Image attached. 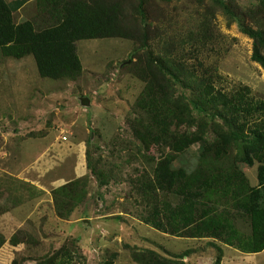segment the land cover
Returning a JSON list of instances; mask_svg holds the SVG:
<instances>
[{
    "label": "rangeland",
    "instance_id": "374dc122",
    "mask_svg": "<svg viewBox=\"0 0 264 264\" xmlns=\"http://www.w3.org/2000/svg\"><path fill=\"white\" fill-rule=\"evenodd\" d=\"M24 1L6 0L15 23L31 20L39 31L74 0ZM82 1L105 4L120 33L77 40L75 76L42 77L31 55L0 50V264H214L219 255L220 264H264V249L247 253L196 234L198 213L178 233L163 217L162 228L151 223L160 202H176L155 179L158 161L172 153L164 140L203 129L213 141L221 130L214 111L194 107L201 87L229 96L247 89L264 100V68L239 27L264 30V0ZM155 114L168 117V135ZM234 146L217 158L197 142L172 166L209 182L210 172L236 170L239 196L244 179L257 185L258 163L243 162ZM209 195L200 202L227 210L233 229L249 236V217L218 186Z\"/></svg>",
    "mask_w": 264,
    "mask_h": 264
},
{
    "label": "trees",
    "instance_id": "16d2710c",
    "mask_svg": "<svg viewBox=\"0 0 264 264\" xmlns=\"http://www.w3.org/2000/svg\"><path fill=\"white\" fill-rule=\"evenodd\" d=\"M65 1L63 19L39 31L34 29L31 20H23L15 23L13 10L6 0H0V50L6 56L22 58L31 55L36 63L39 74L47 78H61L75 76L81 70L75 42L81 39L106 37L116 33L117 21L105 4L97 3L88 5L86 1ZM241 30L254 40V59L264 68V56L260 48H264V30H255L239 22ZM172 74V73H171ZM173 75V74H172ZM153 103V102H152ZM194 107L200 112L214 111V116L221 120V130H215V138L209 141L205 130L199 132H185L168 135L170 122L168 117L155 114V120L160 121L161 135H168L164 144L172 153L165 154L158 161L155 171V179L164 181V190L175 197L176 202H160L158 219L151 223L163 227L161 217L166 224L179 232L183 227L195 223L198 213L199 223H195L191 229L196 234L217 236L224 242L235 244L240 250L247 253H255L264 249V100H255L248 94L247 89H240L232 96L221 91H214L212 85L205 84L200 89L199 97L193 102ZM171 102L168 103L167 112L174 115L176 110ZM252 118H255L252 121ZM183 121L187 118L182 117ZM175 125H179L177 122ZM157 129V124L154 123ZM188 127V126H187ZM161 130V129H160ZM176 135V136H175ZM201 142L203 151H210L214 157L220 158L233 145L238 150L240 159L248 165L258 163L257 185L250 187L244 182L241 192L235 195L232 185L239 176L236 170L230 174H213L209 177L212 181L199 180L187 174L181 168H173L172 164L176 156L189 148L192 144ZM201 181L202 190L197 186ZM223 182V186L221 185ZM197 186V187H195ZM218 186L223 192L226 204H233L239 211L245 213L250 219L251 233L243 237L233 229L232 215L220 213L216 208L212 209V203H201V199L210 200L214 187ZM148 221V220H147ZM220 256V255H219ZM217 257L214 264H220L221 258ZM183 264L171 262L164 258H157L149 264ZM104 264H113L107 261Z\"/></svg>",
    "mask_w": 264,
    "mask_h": 264
},
{
    "label": "crops",
    "instance_id": "0c3cea01",
    "mask_svg": "<svg viewBox=\"0 0 264 264\" xmlns=\"http://www.w3.org/2000/svg\"><path fill=\"white\" fill-rule=\"evenodd\" d=\"M23 1V0H22ZM26 1H28V0H25L24 2H26Z\"/></svg>",
    "mask_w": 264,
    "mask_h": 264
}]
</instances>
